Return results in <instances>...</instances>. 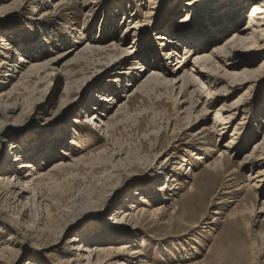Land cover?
<instances>
[{"label":"rangeland","instance_id":"1","mask_svg":"<svg viewBox=\"0 0 264 264\" xmlns=\"http://www.w3.org/2000/svg\"><path fill=\"white\" fill-rule=\"evenodd\" d=\"M60 1L0 0V51L10 58L0 68V96L16 86L8 99H0V264H85L79 258L86 254L70 249L78 246L105 250L100 259L106 262L108 253L128 246L111 264H264V175L251 187V177L264 171V159L240 163L264 135V52L250 55L248 44L237 47L230 61L257 71L240 77L247 83L227 91L224 101L208 102L206 117L197 111L202 116L196 123H190L193 117L188 121L175 115L165 88L149 86L122 100L125 111L111 121L106 134L87 125L95 112L105 115L103 100L130 89L118 87L131 60L115 65L120 51L132 47L150 62L158 52L152 42H161L154 36L165 29L166 38L189 34L185 40L195 33L208 39L220 34L206 45L204 52H209L232 35L235 25H247L246 10L257 0H198L204 3L186 22L189 0H90L89 13L76 2L59 6ZM134 19L140 25L130 34ZM1 40L8 51L2 50ZM112 43L119 50L76 56L87 44ZM178 43L180 57L184 51ZM74 49L56 66H33ZM20 55L30 63L19 64ZM175 63L170 57L169 71ZM24 72L30 77L19 81ZM236 99L243 111L231 116L221 137L209 134L198 151L189 134L209 126L221 103ZM113 114L110 109L101 116L103 123ZM234 125L231 146L236 152L225 157L223 171H212L202 162L210 163L224 151ZM186 126L189 131L183 130ZM181 138L193 146L184 145L187 153L171 144ZM196 155L205 160L195 161ZM168 156L173 157L167 169L159 170ZM25 163L36 171L20 169ZM182 165L180 173L191 169L190 177L171 182ZM36 178L41 179L22 199L19 189L9 186ZM73 239L78 241L69 243Z\"/></svg>","mask_w":264,"mask_h":264},{"label":"bare ground","instance_id":"2","mask_svg":"<svg viewBox=\"0 0 264 264\" xmlns=\"http://www.w3.org/2000/svg\"><path fill=\"white\" fill-rule=\"evenodd\" d=\"M67 1L76 2V4H78L79 9L81 11H87V13H89L92 10L89 7L92 4V1L90 0H82V2H77L76 0H67ZM67 1L65 0L63 2L61 0L58 5L59 6L69 5L70 2L67 4ZM197 1L198 0H189L186 3V5L188 6V11L185 12L187 14L186 15L187 17H185L183 22L188 21L190 19L188 15L196 13L194 9H196V7L199 6V4L204 3V2L198 3ZM70 7H67V9H69ZM245 18H246V21L248 20V23L246 22L247 23L246 26L239 28L237 25H235V27L233 28L234 30L232 32V35L229 38L225 39V41L222 44L213 46L210 49V51L206 53L204 52L206 45L215 43L218 37H220V34H216V38L208 39L203 34L201 35L199 33L197 34L195 33V35H193L192 37H189V40H185L184 38L186 37L188 38L189 34L188 35H184L180 33L172 34L169 38H166L165 37L166 30L164 29L161 35H156V37L154 36L155 40L156 38H158V39H161V42H159L158 44L155 41L152 42L151 46L154 44L153 48H156V52L157 51L158 52L150 55L151 57L150 62L148 61L147 55H145L144 53H140V52L136 53L134 50L132 51V47L128 50L120 51L119 56L115 58L116 60L113 59L115 60L114 61V64L116 63L115 65L122 64L125 61H128L130 59L131 60L129 61L130 64H128L125 68L126 71H123L124 76L121 75L117 79V82L120 81L118 82V85H120L118 87L120 88L123 87L122 89H126V87H128L127 89H129L130 87V89L128 91L126 90V94H123L121 96H117L113 92L107 100H103L106 105L104 104L102 112H105V115L100 113L101 111L95 112L91 116V119L93 120H91L87 124L88 129L92 131L97 130L99 133L103 135L106 134L110 130V127L112 125L111 121L116 120L117 116L122 114L125 111L126 102H123L122 100L125 98L129 99L135 93H139V92L141 93L145 88H148L149 86H153L155 89L160 88L161 86L165 88L166 91H168L169 100H171L174 103L175 111L177 113L175 115L177 117L184 115L185 116L184 119H188V121L191 119L190 117H193L194 119L190 123H196V121L199 120L198 118L202 116V115H195L197 111L200 112L199 114H203V116L206 117V113L208 110L207 109L208 102H217L221 100L224 101L225 98H223V95L227 94L226 93L227 91L229 92L233 91L234 89H236V87L242 86L247 83L246 79L240 78V77H243L245 75L252 76L257 71V70L252 71L250 69H246L245 67L238 68L239 66L233 64L230 61V59L232 58L231 54L236 51L238 46H244L246 44H248L247 45L248 47H246L245 50L247 51L251 50L249 51L250 55H253L255 53L258 54L259 52H264V0H257V1L252 2L246 10ZM131 22L132 23L134 22L133 23L134 25H131L129 30L127 31L130 34H134L136 33L135 31L137 28H139L138 25L140 24L138 20L136 21L135 19L134 21H131ZM233 25L234 24H232V26ZM1 41H3L2 44L5 45L3 46L2 50L8 51L9 45L6 42H4V40H1ZM99 41H102V39H100ZM118 41L121 42L122 39L120 38ZM178 42H181V44L183 45L181 49H183L182 51H184L183 55L180 57L176 53V50L178 49L177 47H179ZM90 45L91 44H87V46L85 45V47L82 48L80 52L77 51L76 49L70 50L69 52L63 53L57 56L56 58L48 60V62L46 61L41 64L33 65V66L37 67L40 70L48 68V67L56 66L57 64H59V62L64 60L68 55L74 53L75 51H77L76 56H78L80 53L83 52V54H81V57H84V54L87 51L105 54V53H108L109 51L111 52L110 49H112V51H117L116 49H118V47L114 43L110 45H102V46L94 45L95 47L90 46ZM157 45L164 46L165 48H167V51L164 53H161V51L158 50ZM92 49L93 51H91ZM192 53H195V54L192 55ZM0 54H2L4 58V60L0 59V68L9 65L7 60L10 61V58L8 55H6L7 53L3 54L2 51H0ZM170 57L176 58V63L173 66L172 71L171 70L169 71L166 65V62H168ZM191 57L193 58L189 61ZM110 58H112V56ZM25 60L26 59H24L20 55L18 63L19 64L21 63L29 64L30 63V61H25ZM189 64H190V67H189ZM243 65H246V63L244 64V61H243ZM15 72L16 71H14V73ZM29 74L30 72L29 73L24 72L23 74L20 75L18 80L19 81L26 80L28 77H30ZM6 75L7 74L5 73L4 76ZM9 76L15 77L12 75H9ZM140 76L142 77L140 78L139 81H137ZM15 88L16 86L9 89L10 91L6 92L5 94L2 93V95L0 96V99L4 97L8 99L9 96H11V94L16 90ZM132 88L133 90H131ZM110 109L114 111V114L109 118L107 122L103 123L101 116L106 117ZM219 111H227V114L221 115ZM231 111H233V113H230ZM239 111H243V104L240 103V100L236 99L234 103L226 105V106L225 104L221 103L220 107L215 109L214 116L212 118V123L209 126H203L200 130L196 131L195 133L189 134V136H191L192 138L190 142L195 141L192 143H196V145L194 144L196 149L198 151H202L200 150V148H197V145L205 144L206 138L209 134L210 135L212 134L214 137L215 136L221 137L224 134L225 129L231 123V119H232L231 116L234 115L235 113H239ZM189 129L190 127L186 126L183 130L189 131ZM232 129H233V132L230 135H228V137H230L229 141L222 146L224 148V151L220 152L217 155V158H215L212 162L208 163L207 160H205V158L200 155H196L193 159H195V161L200 162V163L203 160H205L207 164L205 161H203L202 163L207 168H211L212 171H215V170L223 171L225 169L224 162L228 156V153H231L232 155L236 152L235 150H233L231 146L233 143L232 138L235 135L236 126L234 125ZM176 130L177 129L172 125L171 134H174V131ZM251 140H252V137L249 138V141ZM190 142H188L187 140L183 141V138H181V139L173 140L171 144L173 143V148H175V150L178 149V151H184L185 153L187 150H189L188 148H186V146L187 145L192 146ZM263 143H264V135L260 142H257L254 144L252 151L249 154H246L245 156H243L240 163L244 165L246 162L251 161V160H254V161L263 160L264 159ZM170 146L172 147V145ZM120 153H115V156L118 157ZM172 157L173 156H168L165 159V161L161 163L158 169L161 171L166 170L167 164L172 160L171 159ZM228 158H230V156ZM182 161L186 162L187 160L183 158ZM190 165L191 164L189 163L188 166ZM182 167L183 165L177 168L173 172L174 175L172 176L173 177L172 180H170L171 182L175 181L174 177L179 180L180 179L187 180L190 177V176H187V174H188V171H190L191 169H188L187 172L182 174L179 171L180 169H182ZM19 168L24 169V170H33V172L36 171L35 167L30 163L22 164ZM226 175L227 176L225 177H229L231 176V173L226 174ZM262 175H264L263 170L256 172V175H253L251 177V179L254 181V184H251L252 188L255 186L257 182H261ZM40 179L41 178H36V180H33L31 183H28L26 180H23L25 181L24 184H20L22 180L20 182L14 181V183H10L9 186H11L12 189L13 188L19 189V193L17 194V197L18 199H22L23 197H25V195L31 192L30 190L35 186L36 183H38ZM176 185H179V184H176ZM165 187H168V186L165 185ZM168 189L169 191H171V189H174V187L168 188ZM190 189L191 187H189L188 190ZM141 201H143V199H141L140 202ZM137 207L138 206L136 205H132L131 208L135 209ZM126 216H130V215L127 214ZM77 241L78 239H73V240H70L69 243H74ZM70 249L75 250L77 252H83L84 254H86V255H83L84 257L81 256L80 258L78 255L79 259L84 260L86 262L85 264H108L109 261H113L114 259L118 258V256L121 255L119 254L121 251L126 250L127 252V249L129 248L128 246H123L119 249L120 252L118 253H115V252L108 253L107 257L109 258V260L107 262H106L105 257L104 259H100L101 253L104 252L105 250L104 251L97 250V249L91 250L89 248L85 249V247H80V246H78L77 249L74 247H71ZM107 250H110V249H107ZM91 259H95V261L93 262V260ZM121 264H124V263H121Z\"/></svg>","mask_w":264,"mask_h":264}]
</instances>
